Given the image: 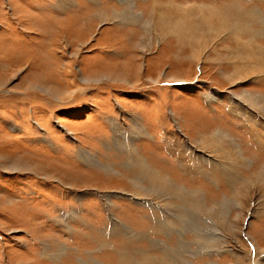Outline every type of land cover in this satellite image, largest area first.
Wrapping results in <instances>:
<instances>
[{
    "label": "rangeland",
    "instance_id": "1",
    "mask_svg": "<svg viewBox=\"0 0 264 264\" xmlns=\"http://www.w3.org/2000/svg\"><path fill=\"white\" fill-rule=\"evenodd\" d=\"M156 3L196 5L194 35L216 7L229 33L163 35ZM237 25L264 47V0H0V264L162 263L165 243L173 264H264V113L241 95L264 94V72L231 62L249 54ZM188 111L255 166L192 143Z\"/></svg>",
    "mask_w": 264,
    "mask_h": 264
},
{
    "label": "bare ground",
    "instance_id": "2",
    "mask_svg": "<svg viewBox=\"0 0 264 264\" xmlns=\"http://www.w3.org/2000/svg\"><path fill=\"white\" fill-rule=\"evenodd\" d=\"M155 10L157 8V14L161 15V18L163 20V23L161 25V28H163V35H167L169 34L170 36H173V38H175V36L178 38V36H183L186 34L185 38H187V41H190V40H193V41H198L201 44H209V41L210 39L209 38H215L217 37L220 32H228V26L224 25V29H223V26L222 28L219 27V24H222L223 23L225 24V22L222 23V20L223 21H226L228 16L225 15V13L221 14L219 9H217L216 7H212L208 4H204L202 6H199L198 8V16L199 18H201L202 21H204V28L203 29H200L197 33V35H194L192 34V31H193V28L191 26L195 25V23L191 24L190 23V16L189 15H192V12H193V6H196V5H191V7H175L173 11L169 12V11H165L164 8H161L160 5H157V3L155 4ZM169 5V4H168ZM176 3L172 5L175 6ZM188 5V4H187ZM218 7V6H217ZM173 9V8H172ZM229 9V8H228ZM255 9V7H254ZM171 10V9H170ZM253 10V9H252ZM256 10V9H255ZM224 11V10H223ZM246 9L244 8V6L242 7L241 9V12H245ZM175 12V15L173 14ZM166 13V14H165ZM177 13H179L180 15L177 16ZM94 14V13H93ZM245 14H248V13H245ZM105 15V14H104ZM114 15H117L118 16V13L115 11L114 12ZM90 16V14H89ZM88 17V16H87ZM92 17V16H91ZM100 17V16H98ZM102 17V16H101ZM109 17V16H108ZM197 17V16H196ZM159 18V17H158ZM90 18H88L89 20ZM114 20L115 18H111V15L109 18H107L106 20ZM220 19V20H219ZM85 22V24L87 25L86 27H82V30H79L81 32L79 33H82L84 29H87V31H84L85 33L88 32V29L89 27L92 26V22L88 21ZM168 20H176L175 22H178V24H174V26L171 25V27L168 25ZM200 20V19H199ZM262 21V20H261ZM193 22V21H192ZM195 22V21H194ZM235 22V21H234ZM260 24V23H259ZM121 25V24H120ZM169 27H168V26ZM202 25V24H201ZM117 26V25H115ZM244 27V26H242ZM121 28V27H120ZM191 28V32H189L188 30ZM199 29V28H198ZM241 30V27H239L238 25L236 26V28L234 29V31H231L233 32V36H234V39H236L237 41V44L242 48L244 49L245 51H248L249 54L245 55V56H240V55H236V56H232L231 57V62L232 60L233 61H239L244 63L245 61L243 60H246V61H249L248 63L250 64H242V67L244 68V66H247V67H250V73L255 75L254 73L256 74H261L264 72V69L260 66V64H257L254 65L253 61H256V58H252L251 54H252V51L254 52V50L258 51L257 53V56H258V59L260 58L259 57V52L262 53L264 52V47L261 46V44H259L258 42L256 43L255 41H252L251 39L245 44L242 40L240 41V38H238L240 36V32H243V28H242V31H239ZM187 32V33H186ZM260 32V31H259ZM190 33V34H189ZM229 33V32H228ZM210 34H212L213 37H209ZM82 36V35H81ZM80 36V37H81ZM79 37V36H78ZM244 39V38H243ZM178 40V39H176ZM179 41V40H178ZM166 40L164 41L163 44H166L165 43ZM171 42V41H170ZM173 42V41H172ZM171 42V43H172ZM239 42V43H238ZM141 43V42H140ZM180 43V41H179ZM186 42H184L185 44ZM193 43V42H192ZM173 44V43H172ZM194 44V43H193ZM196 44V43H195ZM199 45V44H197ZM132 46V45H130ZM192 46V45H191ZM207 46V45H206ZM196 47V46H195ZM201 47V46H200ZM212 49V48H211ZM227 49V48H226ZM228 50V49H227ZM240 50V49H239ZM251 50V51H250ZM237 51V50H236ZM244 51V52H245ZM233 52V51H232ZM244 52L242 54H244ZM247 52V53H248ZM240 53V52H239ZM255 53V52H254ZM253 53V54H254ZM195 54V52H194ZM263 54V53H262ZM200 57V56H199ZM196 58V57H195ZM255 59V60H254ZM164 60V59H163ZM212 61V60H210ZM260 61V60H259ZM246 63V62H245ZM234 64V63H233ZM237 64V63H236ZM127 66V65H125ZM124 66V67H125ZM239 66V65H238ZM129 67V65L127 66V68ZM139 67V66H138ZM241 67V68H242ZM238 69V67L235 65V72L231 73L233 74V76L237 75L239 72L236 71ZM247 69V68H246ZM245 69V70H246ZM262 69V70H260ZM242 71V70H241ZM262 71V72H261ZM230 74H225L224 77L226 78H231ZM246 76V74H245ZM182 79V78H181ZM183 80V79H182ZM238 79H236L235 81H237ZM160 81V80H159ZM168 81H170L168 79ZM173 81V80H171ZM241 95L247 99L252 106H254L256 109L258 108L259 110H261L263 113H264V94L263 93H254V92H249V91H242ZM192 110V109H190ZM258 110V111H259ZM202 114L201 113H198V112H195V111H188L186 112V116L188 117V120H190L189 123H191L192 125V130L196 131L200 137L198 138H190L191 142H195V141H200V143H204V144H207L210 148H212L213 152L217 154L218 158L220 159L221 156H224V158H229L228 157V154L229 151L228 150H232L230 156V160L232 161H235L237 163L240 164L241 167H244L247 162H249L248 160H253L251 157H247L245 156V153L242 149V146L240 145L241 143L239 142L238 138H236L234 136V134L226 129H224L222 126H216V128H212L213 125H211L212 123H209L208 121H213L214 119L213 118H209V120L207 119V117H205L204 119L209 123L208 127L206 125H203L201 124V122H199V118H200V115ZM238 114L240 117H245L246 119L248 120H251L250 116L251 115V112L250 113H246V112H240V113H236ZM191 117V118H190ZM192 119V120H191ZM186 123V122H185ZM183 122V124H185ZM182 124V125H183ZM187 124V123H186ZM193 131V132H194ZM256 131V130H255ZM252 136V135H251ZM252 138H255L256 140H258L259 142L261 141L262 137L260 135H258L257 133H254ZM198 139V140H197ZM224 143V145H223ZM221 144V145H220ZM233 155L237 157V159H234L233 158ZM190 157H191V160L189 161H186L185 159V162H193L192 159H199V157L195 156L194 152H192L190 154ZM225 159V160H226ZM228 161V160H227ZM137 162V161H136ZM138 165L142 166V168H140L142 171H144L143 173H147V174H150V175H154L155 177L156 176H159V171L156 170V172L158 173H154L153 171V168L149 167L150 164V159L147 158V157H140L139 158V161L137 162ZM253 163H254V166H255V162L253 160ZM249 164V163H248ZM247 164V165H248ZM130 165V164H129ZM183 166V163L182 165ZM193 168V167H192ZM215 168V167H214ZM259 170V173H255V174H261V176H264V163H262L260 166H258L257 168ZM190 172V171H189ZM163 174V173H162ZM161 174V175H162ZM254 176V175H253ZM154 178V177H152ZM155 180V179H154ZM256 180V179H255ZM259 180H261L259 178ZM245 181V180H244ZM156 183V182H155ZM180 183V182H179ZM171 186V185H170ZM173 186V185H172ZM166 189H168V186H164ZM164 189V188H163ZM176 189V188H175ZM165 190V189H164ZM179 191V190H178ZM180 192V191H179ZM185 192V190H184ZM183 192V193H184ZM184 195V194H183ZM171 208V207H170ZM172 211V210H171ZM166 220V219H165ZM155 223V222H154ZM254 245V244H253ZM165 246H166V249H163L161 254H162V263L160 262H153L152 264H173L172 263V258L170 257V252L172 251V249L170 248V245L166 244L165 243ZM142 256H145V258H142V261H141V264H147L146 261H149L150 259L147 257V253H143ZM159 260V259H158ZM256 263V262H255ZM150 264V263H149ZM189 264H196V263H189Z\"/></svg>",
    "mask_w": 264,
    "mask_h": 264
}]
</instances>
